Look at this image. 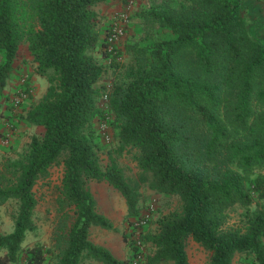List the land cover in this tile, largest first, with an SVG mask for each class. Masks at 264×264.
<instances>
[{
	"label": "trees",
	"instance_id": "obj_1",
	"mask_svg": "<svg viewBox=\"0 0 264 264\" xmlns=\"http://www.w3.org/2000/svg\"><path fill=\"white\" fill-rule=\"evenodd\" d=\"M104 1L0 0V86L24 41L48 81L23 116L42 132L0 166V206H15L12 230L0 234V264H190L189 236L210 252L208 264H233L236 254L264 264V46L243 0H161L140 9L123 63L115 46L107 49L113 22L96 9ZM103 59L116 75L110 86L101 83ZM96 117L114 130L110 151H134L135 179L111 154L101 165ZM58 164L50 261L43 244L22 241L35 227L34 185ZM92 180L124 198L130 231L122 232V258L89 238L92 226L116 230L98 210ZM142 185L179 202L153 229H142L149 217L139 224ZM237 208L242 216L230 223Z\"/></svg>",
	"mask_w": 264,
	"mask_h": 264
},
{
	"label": "rangeland",
	"instance_id": "obj_2",
	"mask_svg": "<svg viewBox=\"0 0 264 264\" xmlns=\"http://www.w3.org/2000/svg\"><path fill=\"white\" fill-rule=\"evenodd\" d=\"M161 0H105L96 6L101 12L103 20L118 21L122 13L126 14L127 21L122 24L124 31L122 37L117 42L115 58L123 63L128 60L129 54L126 51L125 43L127 39H135L138 36L137 26L140 25L138 11L153 4L160 3ZM242 14L248 18L249 30L254 38L258 39L264 46V0H243ZM99 56V53H97ZM1 59V56H0ZM107 65L101 83L110 86L116 75L112 73V67L108 65L110 61L103 59ZM48 81L45 76H41L35 71V62L29 50L27 42H22L19 46L17 58L13 62V70L6 78L5 84L0 86V166L6 160L13 159L21 155L27 148L32 135H39L42 126L30 123L24 119V115L32 103L45 93ZM99 105L106 107V102L100 100ZM103 120L94 119V128L97 131V140L102 146L99 151L100 162L104 167L111 154L117 157L119 165L122 166L127 179L136 178L138 167L133 159V150L117 153L110 151L114 147V130L107 124L109 141H105L99 130ZM110 152V153H109ZM62 165H54L50 168V174L34 185V193L37 204L34 208L32 219L35 227L27 231L22 246H30L41 243L47 250V258L52 261L51 251L54 234L60 213L58 212L57 196L58 186L62 177ZM89 188L97 201L98 210L105 214L113 223L116 230H108L99 226L90 228L89 238L97 244L107 247L113 255L124 257L129 248L122 239V232L130 231L128 223L123 220L126 213V205L122 195L104 181H90ZM140 205L142 212H149V221L142 229H153L155 219L160 214L168 213L175 209L179 202L176 197L163 195L154 192L146 185L140 187ZM254 206V205H253ZM148 208V209H147ZM15 209L14 203L9 202L0 206V234L8 233L12 230L13 222L11 215ZM242 210L237 208L229 213V222L237 223L241 218ZM71 214V213H70ZM185 250L190 264H208L210 252L195 242L192 237H188L185 242ZM242 258L236 254L233 264H245Z\"/></svg>",
	"mask_w": 264,
	"mask_h": 264
},
{
	"label": "built area",
	"instance_id": "obj_3",
	"mask_svg": "<svg viewBox=\"0 0 264 264\" xmlns=\"http://www.w3.org/2000/svg\"><path fill=\"white\" fill-rule=\"evenodd\" d=\"M127 21V16L126 14L122 13L120 15V18L118 21H115L113 22L112 24V28H111V31L110 33L108 34V38H107V41H108V47L107 49L109 51H111L113 49V46H116L117 42L119 41V39L122 37L123 35V31H124V28L122 26V24H125V22ZM102 101H106L107 100V94L104 93L101 98H100ZM99 130L101 131L102 133V137L105 139V141H109L110 139V136L109 134L107 133V124L102 121L100 123V126H99ZM148 209V208H147ZM142 218L140 219L139 221V224H144L145 223V220L148 218V215H149V212L148 210L147 211H143L142 212ZM137 230H141L140 227H138Z\"/></svg>",
	"mask_w": 264,
	"mask_h": 264
},
{
	"label": "crops",
	"instance_id": "obj_4",
	"mask_svg": "<svg viewBox=\"0 0 264 264\" xmlns=\"http://www.w3.org/2000/svg\"><path fill=\"white\" fill-rule=\"evenodd\" d=\"M242 4H244V3L242 2ZM119 258H122V257H119Z\"/></svg>",
	"mask_w": 264,
	"mask_h": 264
}]
</instances>
